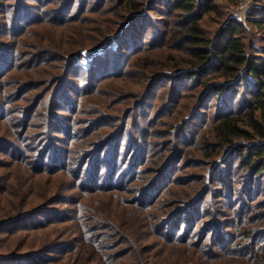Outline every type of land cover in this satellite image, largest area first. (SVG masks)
Instances as JSON below:
<instances>
[{
    "label": "trees",
    "instance_id": "1",
    "mask_svg": "<svg viewBox=\"0 0 264 264\" xmlns=\"http://www.w3.org/2000/svg\"><path fill=\"white\" fill-rule=\"evenodd\" d=\"M221 1L0 0V264H264V1Z\"/></svg>",
    "mask_w": 264,
    "mask_h": 264
},
{
    "label": "rangeland",
    "instance_id": "2",
    "mask_svg": "<svg viewBox=\"0 0 264 264\" xmlns=\"http://www.w3.org/2000/svg\"><path fill=\"white\" fill-rule=\"evenodd\" d=\"M220 4L222 5L223 9H225L227 11L229 16L235 17L238 20H242V21H245L247 15L252 11V9L256 8L258 5L255 3V0H239L236 5H234V4L229 5L226 0H222L220 2ZM156 17L158 20L161 19L159 16H157V14H156ZM62 38H66L64 33L62 35L60 34L58 37V39L59 40L61 39V41H62ZM257 45L259 47H264V43H262V42L257 41ZM105 51L106 50L104 49V47H100L94 51L83 50L82 51L83 57H82V59L79 60V65H81L84 68H89V66L92 62L93 56L94 55H102L103 56L106 53ZM111 51L112 52L118 51V44H117V42H115V40H113V44L111 46ZM85 64H87V65H85ZM126 82L127 83H123L120 81V82H116L114 85L116 87H120L122 89V91H124L123 86L128 85L127 88H129V90H131V91L135 90L136 92H140L141 89L138 86L137 81L127 80ZM109 88H111V86L110 87H104V89L107 91L109 90ZM3 172L9 174L10 170H4ZM65 179H66L65 180L66 182H65L64 186L63 185L59 186V182L57 180H55L54 178H51V180H49V181L47 180V178H45L42 182H40V184H42V188H43L41 191V194L45 195V194H48V192H50L51 195L60 194V193H53L56 191V189H59L63 195L67 196L68 199H74L75 202L77 203L79 196L82 193H85V191L81 192L80 190L79 191L72 190L71 187H73L74 181L71 178H65ZM70 181L72 184H70ZM16 191H18V189L16 187H14V192L12 191L11 193H6L2 197V200L7 201V198H11V200H12V197L16 196V194H17V193H15ZM93 197L94 198L87 201L88 205L98 206L97 203L99 202V200H98L99 198L97 199V198H95V196H93ZM96 197H100V196L97 195ZM72 204H74V203H72ZM57 208H59V210L62 213H65V215H70V216H71V213L73 212V210L76 209V208H72V205H67V204L63 205V206L61 205V207H57ZM78 230H79V226H78V224L74 218L73 221H69L68 223L67 222L66 223H60L59 222V224L54 225V227H52L50 232L44 231L41 234H36V233L28 234V233H26V234H24L25 235L24 237L27 236L28 240H30V242H33L32 245L35 246L37 244V241L40 243L41 240L48 239L46 236H44L46 233H49V238L50 237L51 238L48 240H50V241H54V240L58 241L62 237H66L64 239V241H66V240L71 241V240H73V238L76 239L77 237H79L78 236ZM29 235H31V236H29ZM2 238H3V235L1 233L0 239H2ZM27 238H25V240H27ZM75 243H76V247H79V248L81 247L79 242H75ZM2 246H3V244H2ZM93 251L94 250H89V251H85L83 253L84 257L80 258V260H82V264H102L103 263L101 253H98L96 251L93 252ZM76 256H77V254H75L74 256H71V257L76 258ZM72 261L73 260H71V262Z\"/></svg>",
    "mask_w": 264,
    "mask_h": 264
},
{
    "label": "bare ground",
    "instance_id": "3",
    "mask_svg": "<svg viewBox=\"0 0 264 264\" xmlns=\"http://www.w3.org/2000/svg\"><path fill=\"white\" fill-rule=\"evenodd\" d=\"M85 65H87V64H85Z\"/></svg>",
    "mask_w": 264,
    "mask_h": 264
}]
</instances>
